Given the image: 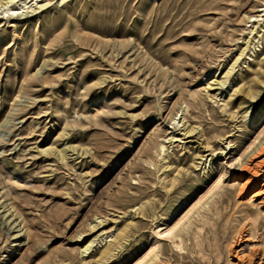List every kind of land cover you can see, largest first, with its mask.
<instances>
[{
  "label": "rangeland",
  "instance_id": "1",
  "mask_svg": "<svg viewBox=\"0 0 264 264\" xmlns=\"http://www.w3.org/2000/svg\"><path fill=\"white\" fill-rule=\"evenodd\" d=\"M262 144L264 0H0V264H264Z\"/></svg>",
  "mask_w": 264,
  "mask_h": 264
},
{
  "label": "bare ground",
  "instance_id": "2",
  "mask_svg": "<svg viewBox=\"0 0 264 264\" xmlns=\"http://www.w3.org/2000/svg\"><path fill=\"white\" fill-rule=\"evenodd\" d=\"M263 154H264V144H262L258 149L254 151V153H252L248 157L247 162L240 168V171H238L234 175L233 181L245 183L243 185L244 186L243 189H241L238 192L237 197H239L240 193L243 195L246 191H249V190L251 191L254 187H257L259 185L258 179L256 178L258 177V167H260L262 163L257 162V159L259 158L260 155H263ZM249 173L253 175V178H250L249 180H247V175ZM257 196L258 194H256L254 197H257ZM249 264H252V263L249 262Z\"/></svg>",
  "mask_w": 264,
  "mask_h": 264
}]
</instances>
